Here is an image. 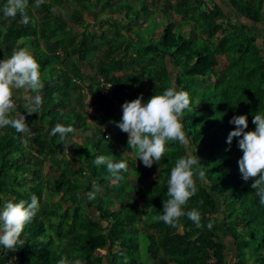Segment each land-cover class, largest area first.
<instances>
[{"label": "trees", "instance_id": "16d2710c", "mask_svg": "<svg viewBox=\"0 0 264 264\" xmlns=\"http://www.w3.org/2000/svg\"><path fill=\"white\" fill-rule=\"evenodd\" d=\"M54 1L63 8L69 0ZM74 1L79 8H68L69 19L85 28L81 35L66 32L65 17L58 9L52 13L46 0L41 9L28 0L27 25L19 13L9 18L0 11V53L1 45L6 48L0 60L21 48L34 51L44 84L38 113L28 115L26 104L13 97L12 117L25 114L32 134L0 128V206L8 200L30 203L32 194L40 202L37 216L20 237L23 243L13 250L0 246V264H58L65 257L68 264L77 259L81 264H146L139 257L143 244L152 264H232L230 257L236 258L233 264H264V206L251 188L253 181H244L240 173L239 138L227 143L235 130L230 123L234 116L246 115V131H254V114L264 113V37L258 35L259 25L264 30V0H167L164 11L173 8L183 19L195 18L206 50L193 47L189 36L195 33L176 31L173 21L164 26L161 40H155L159 26L151 42L137 39L126 14L125 23L109 18L102 25L109 29L86 37L85 13L95 12L98 3ZM117 1L125 6L117 12L124 13L129 4ZM5 3L0 0V9ZM60 30L62 35H56ZM220 44L227 53L224 69L215 50ZM98 77L113 83L112 99L101 95ZM86 78L87 91L82 84ZM170 86L189 94L190 107L182 118L188 148L166 142L159 164L148 168L141 160L126 161L128 171L112 180L106 166L97 167L93 160L104 155L119 162L123 155L134 154L128 134L115 126L122 105L141 95L147 103ZM91 105H98L95 116ZM58 123L74 129L66 142L50 135ZM189 150L200 158L206 180L194 177L198 190L184 211L198 209L204 227L196 228L184 216L180 227L172 228L155 217L168 198L171 169ZM48 164L59 171L58 182L46 183ZM77 171L87 174L84 184L72 177ZM95 185L101 191L89 200L87 193ZM45 190L57 204L43 205ZM222 226L231 238L229 245L222 240Z\"/></svg>", "mask_w": 264, "mask_h": 264}, {"label": "clouds", "instance_id": "9594fccd", "mask_svg": "<svg viewBox=\"0 0 264 264\" xmlns=\"http://www.w3.org/2000/svg\"><path fill=\"white\" fill-rule=\"evenodd\" d=\"M43 3L44 0H35V7ZM27 8L28 0H6L0 11L9 18H15L19 13L21 22L27 25ZM52 11L55 12L56 9L53 8ZM43 87L39 63L27 49L15 50L10 58L0 60V128L10 126L17 133L31 135L25 114L16 113L15 117H12L16 107L14 92L22 93L26 101V113L32 115L38 113L41 108L40 92ZM190 103L188 92L170 86L163 94L152 96L147 103H144L143 95L125 102L122 105L121 121L114 123L123 133L128 134L129 149L134 154L138 153L139 160L145 167L151 168L153 164H159L164 156L166 142H179L188 148L190 139L183 130L182 118ZM230 123L235 125V130L229 133L227 143L231 145L234 139L239 138L238 147L243 153L238 161L240 173L244 181H253L251 188L255 190L259 203L264 206V113L254 114V131H246L249 127L246 115L234 116ZM73 132L71 126L58 123L52 128L50 135H58L60 141L66 142L69 134ZM63 145L69 146L67 143ZM93 163L97 167L106 166L110 178L114 181L122 179L121 172L128 171V164L124 159L114 162L111 157L99 155L94 158ZM204 168L200 158L193 156L190 150L187 155L176 161L167 181L168 198L163 201L162 214L156 216V220L177 228L180 227L181 218L187 216L196 228L204 227L198 209L184 211L187 202L198 190L195 178L206 180ZM99 191L100 187L95 185L93 190L87 193V198L95 199ZM39 208L40 202L35 194L31 195L30 203L8 200L0 206V246L13 250L18 244H22L20 237L25 226L37 216ZM212 227L211 222L207 224L209 230ZM58 264H68L67 258H62ZM72 264L81 262L77 259Z\"/></svg>", "mask_w": 264, "mask_h": 264}, {"label": "rangeland", "instance_id": "374dc122", "mask_svg": "<svg viewBox=\"0 0 264 264\" xmlns=\"http://www.w3.org/2000/svg\"><path fill=\"white\" fill-rule=\"evenodd\" d=\"M97 1L95 0V2L98 3V4H95V9H94L95 12H93V10H92V11H88L87 13H85V17H86V19H88V21L90 23L96 22V26H94L92 28L91 24L86 20L87 24H89L88 27H87L88 31L87 32L85 31L86 37H90L91 32H94V31L95 32L96 31L101 32L102 30L109 29V26L107 28H103L102 27L103 23L107 19L111 18L110 16L113 14L112 12L117 13V11H120V10L125 8V6L121 7L120 2H118L117 0H116V2L114 0H102L101 3L99 2L100 0H97ZM128 1H129V3H128L129 6H127V9H129V10L126 9L127 11L125 10L124 12H126L129 15L130 21H131L130 24L133 23L134 26H135V27L133 26L131 28V30L135 34V37L137 39L138 38L139 39L142 38L144 40H147V41L151 42V40L154 37L156 28L158 26L164 27L166 25V23L171 22V20H172V21H174L176 23V26H175V30L176 31H180V27H181V31L182 32L186 31L185 32L186 35L190 31L192 33H195V35H193V36H189V34H188L190 40L193 41L192 42L193 47L201 48L202 50L208 49L207 45L203 41L202 35L200 34L198 27L195 24V18L193 16H191V17H189L187 19H181L178 15L174 16L175 12L172 11V8H171L170 10H168V12H166L167 16L168 15L170 16V19H169V16L167 18V16H164L163 14H161L162 11H158V6H156L157 4L155 3L154 0H148L146 3L142 2L141 0H128ZM66 2L67 1L63 2L64 5H63V8H61L59 5H56L57 2H55L54 0H46V4L50 5L49 7L51 8V12L52 13H54L52 11V9L55 8L57 12H58V10H60V13H62L63 17H65V22L68 23L66 32H67V30H69L68 32H71V33H73L75 35H78V34L81 35V33L83 32V29H85V28L84 27H78L74 21L70 20L69 19V12H68V8L74 9V8H79V7L77 6L76 1H74V0H69L68 3L65 4ZM124 3H125V1H124ZM145 4L148 5L147 7H148L149 10L148 9L144 10ZM88 5L89 6H93V3H88ZM117 7H120V10H118ZM38 8L41 9L42 7L39 6ZM93 8H94V6H93ZM35 9H37V8L35 7ZM135 13H137L139 15V16H136V17H138L140 19H143V20H146L148 22V27L145 26V24H143L142 22L141 23L137 22L136 19L133 20L134 18H136L134 16ZM151 13L155 15L153 18L150 17V16H152ZM64 14H65V16H64ZM39 15H40L39 13H36L35 17L38 19ZM116 18L119 21H121V22H124V23L126 22L125 21L126 19H125L124 15L118 16ZM163 19H165V22L162 21ZM158 20L162 21V22L159 23ZM243 22L248 23L247 20H243ZM126 24L129 25L128 23H126ZM259 26H260V28H258V35L260 36L259 38L263 39L264 35H262V34L264 33V30L261 31L263 29L262 25H259ZM263 27H264V25H263ZM3 29L4 28L2 26V30ZM64 30L65 29H62L63 32H65ZM62 31L61 30L57 31L56 35H62V33H63ZM162 38H163V34H162V30H161L160 33H158V35L155 36V40H161ZM263 41H259V42L262 44ZM1 46L2 47H1L0 55H4L6 48L3 45H1ZM225 49H226V47L224 45H222V44H220L217 47V49H215L216 52H217L218 65L220 66L221 69H224L225 66H226V63H227V59H226L227 53H226ZM28 51L31 54L34 52V51H31V50H28ZM99 60L100 59H98V61ZM89 70L87 69L86 72L89 73L90 72ZM116 75L120 76V75H122V73H119V74L116 73ZM88 76H90V75H88ZM82 84L85 85L84 89H85V91H87L86 87L90 84V80L86 78V79L82 80ZM17 97L19 98V101H21V102L26 104V101L24 100L22 93L20 95L18 94ZM91 113H93L94 115L96 114L94 110L91 111ZM91 123L94 124V122L92 120H91ZM24 140H26V139L24 138ZM74 140L76 142H78V143H81L80 139L76 140L74 138ZM123 159L125 161H132V162H136L137 163V162H139V155H138V153L129 154L128 156L123 155ZM44 173H45L46 183L58 182L59 181V171L56 168H53V167L49 166V164L44 167ZM72 175H73L72 177H74L76 179L77 183L84 184L86 182L87 174L85 173V171H77L75 174H72ZM131 175H132V171H131ZM42 203H43L44 206H48L50 204H57L58 203V199L55 198L52 195V193H50L49 191L45 190L44 195H43ZM222 232H223L222 233L223 242L229 245L231 243V238L228 237L227 233H225L226 230H225L224 226H222ZM141 247L142 248H141V250L139 252V257H140L141 261L146 263V264H152V260L146 254V250L144 248V244ZM229 256H230V254H229ZM230 258H231V261H232V264H233V262L235 261L236 258L235 257H230Z\"/></svg>", "mask_w": 264, "mask_h": 264}, {"label": "crops", "instance_id": "0c3cea01", "mask_svg": "<svg viewBox=\"0 0 264 264\" xmlns=\"http://www.w3.org/2000/svg\"><path fill=\"white\" fill-rule=\"evenodd\" d=\"M97 1V0H96ZM125 2H127V3H129V1L128 0H124ZM142 2H144V3H146L148 0H141ZM157 1V5L156 6H158V11H162L161 12V14H163L164 16H167V14H166V11H164V9H162L161 7L162 6H164L165 4H166V1L167 0H156ZM217 1H222L223 2V0H217ZM95 2V0H93V3ZM98 2V1H97ZM172 2H174V0L172 1ZM96 3V2H95ZM219 3V2H218ZM148 5H146L145 4V6L144 7H146L147 9H148V7H147ZM171 9V8H170ZM169 9V10H170ZM149 10V9H148ZM172 11H174L175 12V14H174V16L175 15H178L181 19H183L182 18V16L181 15H179L178 13H177V11L175 10V9H173L172 8ZM122 14L124 15V14H126V15H128L126 12H124V13H121V12H117L116 14H113L112 16H110L111 18H110V22L111 23H117V21L119 22V20L116 18V17H118V16H122ZM152 16H150V17H154L155 15L154 14H151ZM125 16V15H124ZM169 16V15H168ZM168 16H167V18H168ZM169 19H170V16H169ZM187 19V18H186ZM87 21H88V19H86ZM100 21V20H99ZM98 21V22H99ZM142 21V23L143 24H145V26H147L148 27V22L147 21H145V20H141ZM159 21V20H158ZM162 21H164L165 22V19H163ZM162 21H159V23H161ZM172 21V20H171ZM89 22V21H88ZM174 22V21H173ZM90 23V22H89ZM91 24V26H92V28L94 27V26H96V22H93V23H90ZM89 25V24H88ZM90 28V27H89ZM162 28V29H161ZM180 29H181V27H180ZM162 30V32H163V30H164V27H161V26H159L158 27V29H157V32H156V36L158 35V33H160V31ZM186 32V31H185ZM14 94L15 95H17L18 96V94L20 95L21 94V92H19V91H17V92H14Z\"/></svg>", "mask_w": 264, "mask_h": 264}, {"label": "built area", "instance_id": "2783aa9c", "mask_svg": "<svg viewBox=\"0 0 264 264\" xmlns=\"http://www.w3.org/2000/svg\"><path fill=\"white\" fill-rule=\"evenodd\" d=\"M97 81L100 84V92H101V95L103 97H106L108 100L109 99H112V97H113V94H112L113 83L107 81L103 77H98L97 78ZM87 97H88L87 102L90 103L91 102L90 95H88ZM93 110L95 111L96 114H98L99 113V111H98V105H91V107H90V114L92 116H95L96 114L94 115L93 113H91V111H93Z\"/></svg>", "mask_w": 264, "mask_h": 264}]
</instances>
